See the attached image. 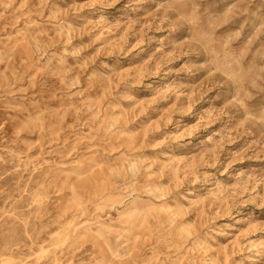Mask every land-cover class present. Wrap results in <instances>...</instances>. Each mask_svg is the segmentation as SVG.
I'll return each instance as SVG.
<instances>
[{
  "label": "rangeland",
  "instance_id": "1",
  "mask_svg": "<svg viewBox=\"0 0 264 264\" xmlns=\"http://www.w3.org/2000/svg\"><path fill=\"white\" fill-rule=\"evenodd\" d=\"M0 264H264V0H0Z\"/></svg>",
  "mask_w": 264,
  "mask_h": 264
}]
</instances>
